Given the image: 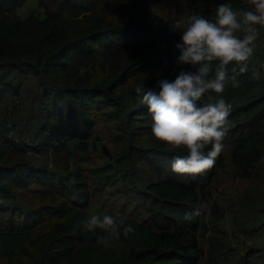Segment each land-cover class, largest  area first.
<instances>
[{"label": "trees", "instance_id": "1", "mask_svg": "<svg viewBox=\"0 0 264 264\" xmlns=\"http://www.w3.org/2000/svg\"><path fill=\"white\" fill-rule=\"evenodd\" d=\"M25 1L0 0V56L5 57L1 58L0 63L8 61L9 66H20L22 71L33 72L41 78L52 64L65 55L75 58L96 50L100 53L101 61L106 64L113 49L124 48L125 64L122 70L101 81L64 85L42 83V109L47 117L56 118L72 133L82 136H90L99 116L113 122L119 119L126 122L123 133L113 134L114 141L119 143L115 161L93 167L95 176L107 181L115 178L130 180L133 173L131 165L139 160L146 161L156 174V179L137 190L139 201L148 206L152 217H155L156 226L136 218L117 217L126 218V222L134 229L128 237L121 234L119 239H114L129 242L131 255L109 250L104 258H96L82 244L68 254L65 264H202L199 239L201 218L199 216L186 221L184 215L201 201L206 202L211 191L210 182L224 161V149L216 159L215 166L204 174L174 173L171 168L173 158L187 155L186 150H170L156 140L152 144L138 141L139 135L151 132V116L142 102L143 93L139 94L141 99L135 107L126 114L123 111L126 105L124 87L130 78L140 73L158 74L166 69L169 70V81L178 75L180 68L177 58L180 52L175 46L179 43L181 33L176 20L168 18L163 25L155 27L151 14L137 4L127 7L125 0H61L60 19L53 28L34 12L21 15L17 7ZM191 1L192 15L210 20L215 18V10L220 4L229 3L234 10H250L246 0ZM55 29L58 30L60 44L48 51L40 41L53 35ZM31 36L37 39V43L28 42ZM232 67L229 65L230 75ZM253 67L260 72L259 79L252 76ZM183 68L191 70L189 65ZM238 80V87L227 82L222 94L232 106L228 116L230 127L223 141L233 143L232 160L237 167L246 170L264 157V62L258 64L251 59L249 72L240 74ZM141 87L145 91L150 88L159 91L155 86ZM6 89L7 86L1 84L0 92ZM209 97L216 99L217 94L210 90L198 103L207 102ZM45 130L51 136H59L47 124ZM73 175L76 184L85 191V198L74 199L75 204H69L62 198L71 191L70 181L64 172L28 161H0L1 196H15L18 193L17 186L37 181L45 185V193L50 192L51 198L50 202L27 209L18 204L6 205L10 222L7 225L0 224L3 253L13 258L15 251L22 250L24 245L36 239L39 226H43L50 217L64 220L66 233L77 241H97L96 236L84 230L82 223L91 216L84 209L89 201V181L80 169L75 170ZM64 234L42 236L31 250H27L32 263L51 264L58 257L54 253L62 249L58 246ZM102 234L97 230V235ZM210 243V256L218 259V264H225L223 259L226 257L218 255L220 250L215 248L213 238ZM137 245H147L153 249V253L148 258H137Z\"/></svg>", "mask_w": 264, "mask_h": 264}, {"label": "rangeland", "instance_id": "2", "mask_svg": "<svg viewBox=\"0 0 264 264\" xmlns=\"http://www.w3.org/2000/svg\"><path fill=\"white\" fill-rule=\"evenodd\" d=\"M60 1L26 0L17 7V11L23 16L34 12L44 23L55 28L60 19ZM125 3L127 7L137 4L151 14L155 27L163 25L168 18L175 19L181 35L193 11L191 0H125ZM28 42L37 43V39L31 36ZM40 42L48 51L56 49L60 44L58 30L55 29L53 35L44 41L41 39ZM124 54L122 47L113 49L106 64L101 61L100 53L96 50L75 58L65 55L52 64L50 70L41 75V78L33 72L22 71L20 66H9L8 61L0 63L3 64L0 67V86L1 84L7 86L6 90L0 92V161L10 163L28 161L64 172L70 181L71 191L61 196L69 204H75L74 199L85 198V191L76 184V177L73 175L75 170L80 169L89 181V201L84 208L87 213L131 217L151 222L156 226L157 222L155 217H152L150 209L138 199L137 190L156 179V174L146 161L139 160L131 165L133 173L131 179L127 181L120 178L107 181L92 172L95 166L115 161L119 143L114 141L113 134L123 133L127 126L126 122L120 119L113 122L99 116L90 136H82L72 133L56 118L47 117L42 109L41 96L44 90L42 83L64 85L92 84L101 81L122 70L125 64ZM1 58L5 57L0 56V61ZM252 59L258 64L264 62V29L260 30L255 42ZM168 72L166 69L159 71L158 74L140 73L130 78L124 87L126 103L123 108L124 114L135 107L141 99L135 92L137 86L156 87L160 79L169 80ZM46 124L57 131L59 136H51V133L45 132L48 131L45 130ZM138 141L152 144L155 139L149 131L139 135ZM223 144L224 161L210 182L211 191L205 202L210 207L200 216L202 264H218V259L210 256L212 238L215 248L220 250L218 255L226 257L223 259L226 263L264 264V157L254 166L244 170L237 167L232 160L233 143L223 141ZM16 188L18 193L15 196L0 195L2 225L10 222L6 205L18 204L27 209L26 207L51 201L50 192L45 193L46 187L40 182L34 181ZM44 194L46 197H43ZM66 232L64 220L50 217L44 221L43 226H39L36 239L24 245L22 250L15 251L13 258H10L8 253H3L0 246V264H33L27 250H31L42 236H57L61 233H65L59 239L58 247L62 249L54 253L58 257L51 264H65L68 254L82 244L86 245L96 258H104L109 250L131 255V244L127 241L112 240L108 244L97 241L79 242ZM135 253L137 258H148L153 249L147 245H137Z\"/></svg>", "mask_w": 264, "mask_h": 264}, {"label": "clouds", "instance_id": "3", "mask_svg": "<svg viewBox=\"0 0 264 264\" xmlns=\"http://www.w3.org/2000/svg\"><path fill=\"white\" fill-rule=\"evenodd\" d=\"M246 3L250 10H234L229 3L220 4L213 20L191 15L182 31L181 42L175 46L180 52L177 58L180 71L175 79H160L156 85L159 91L135 88L137 94L143 93L142 102L151 116L153 138L170 150L187 151V155L173 158L174 173L204 174L215 166L224 149L232 106L222 94L227 82L238 87V76L249 72L255 42L264 29V0H246ZM184 65H189L191 70H184ZM229 65H233L231 75ZM252 76L260 78L255 67ZM210 90L217 98L209 97L207 102L198 103ZM209 207L201 201L185 213L184 220L201 216ZM82 223L84 230L96 236L101 244L134 232L126 218L109 214L91 215ZM97 230L103 234L97 235Z\"/></svg>", "mask_w": 264, "mask_h": 264}, {"label": "water", "instance_id": "4", "mask_svg": "<svg viewBox=\"0 0 264 264\" xmlns=\"http://www.w3.org/2000/svg\"><path fill=\"white\" fill-rule=\"evenodd\" d=\"M104 148L106 149L107 152H109V150L107 149L106 145H104Z\"/></svg>", "mask_w": 264, "mask_h": 264}]
</instances>
